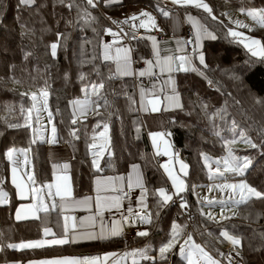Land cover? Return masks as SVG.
Listing matches in <instances>:
<instances>
[{
  "label": "trees",
  "instance_id": "trees-1",
  "mask_svg": "<svg viewBox=\"0 0 264 264\" xmlns=\"http://www.w3.org/2000/svg\"><path fill=\"white\" fill-rule=\"evenodd\" d=\"M204 2L213 9L211 15L191 4L169 2L172 5L170 9L197 18L200 26L212 34V39L201 43L198 50L205 55L207 67L201 65L198 54L193 53L192 63L199 71H183L176 75L175 88L182 107L172 114L167 127L171 133L168 137L171 149L177 150L178 157L187 165L185 190L178 195L185 198L188 211L192 214V221L187 226L173 204L161 206L159 195H153L161 187L168 191L169 186L151 156L136 109L133 79L113 75V65L104 62L100 53L102 34L108 28L105 19L119 16L126 5L141 3L157 11L158 19L165 27L167 22L160 13L159 0H119L107 5L105 0H97L95 8L88 6L86 0H34L29 6L21 5L19 0H0V189L8 198L7 203L0 204V247H3L0 264H24L29 260L66 255L74 257L95 250L115 251L123 244L120 237L93 244L68 243L37 249L5 247L22 241L48 239L43 234L45 227L52 228L55 237L61 234L56 209L48 213L39 212L36 219L14 218L22 201L18 199L9 175L13 163L5 155L9 148L29 149V162L37 185L46 184L51 179V162L48 161L45 141L39 133V121L33 116L31 126H24L27 109L32 105L29 94L42 89L49 93L48 111L52 113L51 123L56 128L55 144L66 145L72 154L68 173L75 196L88 189L95 174H124L132 163L139 165L147 189L146 213L151 214L152 222L139 226L149 234L131 239V248H147L148 255L157 259L141 260L137 257V264H168L170 256L171 264H185L177 252L178 247L169 254L167 261H161L157 253V247L166 242L172 233L173 224L180 226V241L191 234L194 241L216 259L223 258L218 253L226 254L233 250L230 241L220 235L227 231L242 242L237 249L242 264H264V196L251 197L240 205L233 204L230 218L214 222L207 214L221 210L224 205L212 204L209 208L214 209L207 211L205 204L196 202L191 187L203 181L243 180L264 193V103L256 102L264 100V57L253 56L228 34V29L233 28L229 21L231 14L237 12L241 17L252 20L240 9H263L264 0ZM85 8L95 19L83 15ZM212 15L218 19H212ZM239 29L264 45V27L255 24ZM58 33L62 34L60 46L53 57L50 45L57 41ZM140 44L134 41L132 46L145 52ZM82 74L84 80L80 78ZM100 82L104 84V88L99 90L100 97L89 95L91 85ZM86 86L87 91H84ZM86 96L103 105L98 109L99 115L95 110L83 119L74 117L69 103ZM105 99L106 105L103 104ZM91 105L94 106L93 103ZM73 119L77 121L75 124ZM105 123L109 128L111 155L104 156L100 169L95 171L90 160L89 144L96 139ZM241 131L261 147L253 149L239 140L237 137ZM234 138H237L236 143H226ZM229 147L235 157H248L252 161L251 166L242 176L231 172H226L224 176L207 175L204 156L209 158L208 161H214V157H225ZM14 160L18 158L14 157ZM230 205L225 204V207Z\"/></svg>",
  "mask_w": 264,
  "mask_h": 264
},
{
  "label": "snow or ice",
  "instance_id": "snow-or-ice-1",
  "mask_svg": "<svg viewBox=\"0 0 264 264\" xmlns=\"http://www.w3.org/2000/svg\"><path fill=\"white\" fill-rule=\"evenodd\" d=\"M33 0H20V4L28 5L32 3ZM114 0H105V3H112ZM173 4H182V5H194L197 8H202L206 12H208L210 15L213 13V9L204 2V0H172ZM86 4L92 8H95L97 5V0H86ZM71 7V5H69ZM240 11L242 13H245L250 16L253 20H257L260 26L264 27V9H245L241 8ZM162 15L167 17L169 15V12L163 11L161 9ZM83 15L89 19H95L91 16V12L88 10V8H85L83 10ZM147 18L146 20L143 18ZM190 19H192L190 17ZM212 19H218L215 15H212ZM139 21V24L137 25L135 22ZM131 22V23H130ZM113 24H124L129 25L135 29L137 27L148 29L149 27H155V18L151 16L150 13L147 11H141L138 15L134 14L130 17L125 18L123 21H112ZM236 25L239 27L248 28L249 26L247 24H244L242 21L236 20L234 21ZM193 24L196 27V35L195 39L188 40V41H178L177 43L180 45V51H184V46L187 44H195V47L192 49L193 53L198 54L199 63L203 65L204 67H207V64L205 62V55L203 53H198V49L200 47V42L202 39V36L207 35L211 36L212 34L205 31H201V27L198 26V22L193 20ZM107 33L113 36L121 37L124 36H130L131 39H137L134 32L128 33L121 28V30L117 33H113L112 29H107ZM228 34L232 37H244L243 32H238L234 30L233 28L228 29ZM62 34H57V41L53 42L50 45L51 49V55L55 57L57 55V48L60 46V38ZM214 38V37H213ZM152 41L153 49L155 51V54L157 56V60L155 62V65L153 64V61L149 60L147 61L149 65V69L147 71H140L139 76L143 77L146 74L152 75V67L159 66L161 72H169L172 71H199L195 66H193L192 63V57L188 55H182L179 57H172L167 56L164 57L163 60L159 59V49L157 48V41L155 36L148 37ZM245 39L248 40L247 43H245ZM241 43H245V47L248 48V50L252 53L253 56H259L264 57V45H261V42L255 38L250 37H244V39H241ZM103 59L105 61L107 60H114L116 63L115 73L113 75H132L131 72V49L127 47H116L113 52V45L105 43L103 45ZM176 64V67L174 68L173 65ZM201 75L203 73L201 72ZM81 80L85 79V76L81 75ZM166 83H172L174 85V81H172V78L169 77V80L166 81ZM87 87H85L84 91H87ZM92 94L95 97H100V91L104 88L103 82L92 84ZM161 92L163 89L160 90ZM173 94L172 95H164L163 99L161 98V95L159 93L152 94L151 99L145 100V92L143 89H141L140 96H141V108L144 111H152V112H159L162 110V105L164 106L163 110H167L169 107H175L180 108L182 105L180 104V99L178 93L175 92V88L172 89ZM24 95H28V93H25ZM48 91L46 89H42L37 92L31 93V99L34 101L32 106L27 109V115L25 117L26 123L24 126L30 127L31 126V120L33 116V112L36 114V120L37 122L40 119V113L42 111H48ZM42 100V103H36L37 101ZM131 99V98H129ZM257 103H264V100H257ZM73 106L81 105V115H84V109L87 107L89 103H93L95 109H97V115H99L98 109L103 106L100 102L97 101H90L88 97L86 96L83 101L81 100H73L71 102ZM103 104H107V100L105 99L103 101ZM207 107L206 105L204 106ZM24 111L23 109L21 110ZM48 119L49 122H51L52 119V113L51 111H48ZM77 121L76 119H73L72 123L75 124ZM235 125V122H233ZM104 132L101 133V136H106L108 131V125L107 123L103 124ZM139 128H137V132H139ZM52 132V138L48 140L47 142L49 144H55L56 137V128L53 125L51 128ZM219 135V133H216ZM73 135H75V132H73ZM149 136L152 138V142L154 147L156 148L155 155H165L169 156L170 158L173 156V153L171 152V145L169 143V140L167 137L171 136L170 132H150ZM239 140L250 146L251 148L255 149L258 147H261V145H258L257 143L253 142V140L246 136V134L241 131L238 133ZM237 138H234L231 141L226 142L227 144H234L237 142ZM33 143L35 141H32ZM161 145H163V148H161ZM91 148H99L100 151L104 150V145H97L93 143L90 145ZM21 152L24 155L23 164L25 166L28 165L29 161L27 158V152L29 149H22L17 150L15 148H9L6 152L7 159L9 161H12L13 167L11 169L12 171V183L15 185L16 189L18 190V195L21 199H27L29 195H31L33 203L27 204V205H20L19 208L16 209L15 218L17 220L21 219H27L30 216H35L36 218H39L37 216V213L44 212L48 213L50 210L56 209L58 206L61 209H64L66 207H70L76 204H85L87 205L90 201V197H86L83 201H77L72 198V190L71 186L69 184V177L68 176H57L55 183H47L40 186H37V180L36 175L34 171H27L25 173L27 177V182L24 180L22 176L18 177V161L14 160V155L17 152ZM94 159L92 161V164L95 168L99 169V153H93ZM178 156V154H176ZM203 155V154H202ZM205 164H208L209 158L205 155L204 156ZM171 160L169 162H165L164 164L160 165L164 169V171L167 173L168 177L172 181V187L175 189L176 195L182 193L185 190L184 181L181 180L174 172L173 168L170 167ZM216 163L219 165L221 161H216ZM223 167L224 171H221L220 167L215 168L213 171L210 164H208L209 171L213 173V175H219L224 176L225 172H231L236 175H243L245 171L251 166L252 161L248 157H244L242 160L240 158L235 157L232 154V149L229 147L228 149V157L224 158L223 161ZM54 168L58 167L56 165L53 166ZM69 168L68 164L63 165V169L66 171ZM133 172L129 175V182H128V188L131 190L132 188H141L142 193L140 197V202L142 205L146 207L144 204L145 201V194L147 193V189L144 187L142 176L139 172V165L133 164L132 165ZM180 172L184 175H187V165L184 164L182 161L180 162ZM134 175V179H133ZM113 178H108V181H101L97 180V191H100V185L102 183H111ZM118 180H123V177L116 178ZM215 188L223 189H231L233 193L237 189H239V198L237 199L235 195H230L228 197L227 201L220 200L216 201L215 198L209 199L208 197H204V202H206L209 206H211L214 203H220L221 205H224L226 203H231L234 205H240L243 203H246L248 199L251 197H262L264 196V193H261L257 191L255 188L251 187L247 184L246 181L241 180L238 184H224V185H215ZM48 189V191L45 193L44 189ZM55 189V191H52ZM213 188L210 187L209 191H212ZM159 195L161 198L159 203L161 206L164 204H167L169 201L172 200V195L167 194V190L164 187L158 188L155 190L153 195ZM7 194L3 192L2 189H0V204L7 203ZM56 198H59V205L56 203ZM121 199L122 197H111V198H101L99 195L96 197V206L97 209L103 208L105 205L109 206L110 208H116L119 210L121 207ZM181 207H187L186 202H182ZM130 213L133 212L131 208L128 209ZM102 215V213H100ZM203 214V212H202ZM134 215L137 217L140 223L143 224H150L151 221V214L147 215H141L139 212L134 213ZM211 217V213H208ZM214 218V217H212ZM224 219H228L230 217H222ZM69 219H71V224L68 223ZM89 224L88 226L91 227L92 224L95 223V217L90 216L87 218ZM64 225H63V233L58 238L53 239H37V240H29V241H22L20 243H12L7 244L5 247L8 248H19V249H37L42 248L45 246L50 245H64L68 244L70 242H75L78 238L79 239H97V238H106L104 231L102 230L99 237L93 233V232H77L78 228L85 227L84 220H81L79 224L76 221L75 217H64ZM123 222H130L128 220V217H124L123 221H115L113 223L112 228L109 230L111 235H119L121 234V223ZM134 223L135 221H131ZM180 226L173 224L172 233L170 238L161 244V246L158 249L159 253V259L161 261H167L169 254L179 247V254L187 261V264H222L221 260L213 258L212 255L209 254L208 251H206L201 245L195 243L193 240V237L191 234L187 235V238L181 241L179 240V237L181 235V231L179 230ZM71 233V235H70ZM44 237H48L49 235L55 237L56 234L52 232V229L49 227H45L43 229ZM138 236L144 237L147 236L149 233L147 230H142L136 233ZM221 237H224L228 241H230L231 245L233 246V251L225 254V253H218L219 256L224 257L228 264H235L236 257L239 256V251L237 250L239 246H241V240L238 237H234L232 235H229L227 231L221 232ZM3 250V247H0V251ZM120 256V259H126L128 257H132V264H137V257L141 260H155L157 257L148 255V249H134L130 252H125L123 254H117L114 252H106L102 255H93V256H76V257H59V258H52V259H45V260H39V261H30L29 264H107L109 258H115L117 256ZM113 264H119V261L113 260Z\"/></svg>",
  "mask_w": 264,
  "mask_h": 264
},
{
  "label": "crops",
  "instance_id": "crops-1",
  "mask_svg": "<svg viewBox=\"0 0 264 264\" xmlns=\"http://www.w3.org/2000/svg\"><path fill=\"white\" fill-rule=\"evenodd\" d=\"M20 1V0H19ZM34 1V0H33ZM118 3L119 0H114V2L112 3ZM160 3H158L161 7V9L163 11H167L169 12V15L167 17L164 18L166 19L165 22L166 26L164 27L162 23H160L158 17V12L155 10H151L146 6H134L131 7L130 5L126 6L127 9H125V11L122 13V15L120 17H126V16H132L134 14L138 15L141 11H147L148 13L151 14L152 17L155 18V27H149L148 29H144L142 28V30H144L145 34L143 33V36L135 41L138 43H141L140 48L142 47L143 49L145 48L146 51H138L135 48H133V43H124L122 41H119L118 39H111L108 35L106 34H102L103 35V41H102V45L100 46L101 49V58L103 59V45L105 43L108 44H112L113 45V52L115 50L116 47H127L129 49H131V59L132 60H137L142 64V68H137L134 69L132 66V62H131V72L133 73L132 75H117L119 76V78H128L131 77L134 81V87L133 89L135 90V97H136V109L138 112V117H140L141 123H142V129L145 131L146 134V138H147V143L150 146V151H151V156L152 158H159L162 157V160L158 163V168L160 165H162V163L164 164L167 159L170 160L169 156H165V155H155L156 153V148L153 145L152 142V138L149 136L150 132H168V125L172 120L173 117V113H175L179 108H175V107H169L167 110H163L164 106L162 105V110L159 112H152V111H144L140 104H141V96H140V92L141 89L144 90L145 92V100L147 99H151L152 98V94L154 93H159L161 95V98L163 99L164 95H172L173 94V87L175 88V80H176V75L177 73L183 72V71H172L171 73L165 71V72H161L159 66H154L152 67L151 71H152V75H148L146 74L145 76L141 77L139 76V72L140 71H147L149 69V65L147 63V61L151 60L153 61V64L155 65V62L157 60V56L155 54V51L153 49V44L152 41L150 39H148V37L150 36H155L156 37V41H157V48L159 49V59L163 60L164 57L167 56H172V57H179L182 55H187L185 47H184V51H180V45L177 43L178 41L184 42V38L181 36V29L184 25H186L187 27L190 28V32L192 33V40L194 41L195 39V35H196V27L193 24V20H195L196 22H198V26H200V22L198 21L197 18H194L192 16L189 15H185V14H180L178 12H176L175 10L170 9V5L169 2L172 3V0H159ZM31 4V3H30ZM107 4H111V3H105ZM23 5V4H21ZM23 6H29L28 5H23ZM172 8V7H171ZM161 13V10H160ZM162 14V13H161ZM190 17L192 19H190ZM243 18V17H241ZM143 19H147L146 17ZM238 19V18H236ZM235 19V20H236ZM253 22H255L256 25H260L258 23L257 20H253ZM201 27V26H200ZM158 31V33H161V38L157 37L155 34H151V33H146L147 31ZM201 31H205L204 28L201 27ZM207 31V30H206ZM210 33V31H207ZM209 39H212V35L211 36H207L204 35L202 36L201 42H200V47L201 48V43L205 42V41H209ZM192 49L195 47V44H191ZM198 49V50H199ZM193 54V52H192ZM189 55V56H192ZM104 60V59H103ZM104 62H108L111 63L114 67V71L116 68V63L114 60H107ZM173 67H176V64L173 65ZM169 77L172 78V81H174V85L172 83H166V81L169 80ZM144 78V80L142 82H140L142 79ZM163 89V91L161 92L160 90ZM175 92H177L176 88H175ZM85 98L80 99L81 101H83ZM88 99L91 101V99L88 97ZM180 99V98H179ZM32 100V99H31ZM79 100V99H76ZM32 106V105H31ZM70 106V111L72 113V115L76 118L79 119H83L85 117H88V115H90L93 111L97 110L94 108L93 105H91V103H89L87 105V107L84 109V115H81V105H77V106H73L72 103H69ZM35 114V112H33ZM43 113V111L40 113ZM36 116V114H35ZM47 119H48V114H46ZM49 120V119H48ZM39 124L41 126L38 125L39 128V133L42 134L41 139L43 138V140L45 141V148L47 151V157L49 158V162H51V179L49 180V182L47 183H55L56 182V177L57 176H68L69 177V184L71 186V190H72V198L74 200L77 201H83L86 197H90V201L87 205L85 204H76L70 207H66L64 209H61L59 206L56 208L57 212L59 213L58 217L60 220V224H61V234L63 233V225L65 223L64 221V217L67 216L69 218L71 217H75L77 223L79 224V222L81 220H84L85 223V227L83 228H78L77 232H93L95 233L98 237L101 233V231H104L105 237L106 238H97V239H77L75 242H70V244H80V243H85V244H93L95 242H102V241H107V239H120L121 234L119 235H111L110 234V229L113 226V223L115 221H123L124 217H128V220L130 222H123L121 223L120 227H121V233L124 229H128L129 227H134L136 225L140 226L143 223H140L139 220L137 219V217L134 215V213L139 212L141 215H147L146 213V207L144 205L141 204L140 202V197H141V193H142V189L141 188H132L131 190L128 188V182H129V175L133 172L132 170V165L136 164V163H132L131 165L128 166L127 170H125L124 174L120 173L118 175H113L110 173H104V174H99V175H94L91 178V183L90 186H88V189L84 192H82L81 194H79L78 196H75L73 194V188H72V179H71V175H69L68 172H70L71 170V158H72V154L71 151L69 149V147H67L66 145L62 144H49L47 141L50 140L52 138V132H51V128L47 126V128L41 123L40 119H39ZM53 126V125H52ZM109 129V128H108ZM104 132V128L102 130L99 131V133L97 134V137L95 140H93L90 144H89V154H90V160L93 161V159L95 158L93 153H99V164H101L102 162V158H104V156L111 155V151L110 148L108 146L109 143V132L107 131L106 136H101V133ZM168 139V137H167ZM93 143L97 144V145H104V150L100 151L99 148H91L90 145H92ZM161 148H163V145H161ZM175 152L178 154L177 150H173L171 149V152ZM27 158L28 161L30 160V153L27 152ZM15 159L18 158V177L22 176L24 178V180L27 182V177L25 175V173L27 171H32V166H31V162L28 163L27 166H25L22 162L24 160V155L22 153H16L14 155ZM165 157V158H164ZM64 164H68L69 168L65 171L63 169V165ZM56 165L58 167L54 168L53 166ZM93 165V164H92ZM13 167V164H12ZM11 167V169H12ZM93 168L95 169V171H98L99 169L95 168L93 166ZM10 169V177H11V182H12V171ZM163 171L164 169L161 168ZM140 167H139V172L142 176V181L144 184V178L142 175V172L140 171ZM165 172V171H164ZM166 173V172H165ZM118 177H123V180H118L116 178ZM108 178H113L111 183H102L100 185V191H97V180H101V181H108ZM134 175H133V179H134ZM236 180H229V181H222L220 183H227V184H231L234 183ZM218 182V181H215ZM46 183V184H47ZM211 183V182H210ZM13 186L15 187V185L13 184ZM38 186V185H37ZM16 193H17V197L19 200L22 201V203L20 205H27L30 203H33L34 201L32 200L31 195H29V197L27 199H21L18 195V190L16 189V187L14 188ZM48 191V189H44V192L46 193ZM52 191H55V189H53ZM97 195H99L101 198H111V197H122L121 199V207L119 208V210H117L116 208H110L109 206L105 205L103 208L101 209H97L96 206V197ZM7 201L8 198L6 197ZM220 199H217L216 201H219ZM227 201V200H224ZM56 203L57 205H59V198H56ZM170 203V202H169ZM144 204L146 205V201H144ZM198 204L202 205L205 204L206 206H209L206 202H198ZM216 204V203H214ZM229 204V203H226ZM20 205L17 207L19 208ZM233 204H231L229 207H225L224 206L221 208V210H216L215 212L221 211L224 213H227L228 216L231 214L232 210H230V207H232ZM131 208L133 210L132 213H130L128 211V209ZM207 210V209H206ZM102 213V215L100 214ZM16 214V211H15ZM39 213H37L38 215ZM93 216L95 217V223L91 225V227L88 226L89 222L87 220L88 217ZM15 218V215H14ZM28 219V218H27ZM29 219H36L35 216H30ZM23 220V219H21ZM131 221H135L134 223H132ZM69 224H71V219H69L68 221ZM50 228V227H49ZM52 229V228H51ZM52 232L54 233V231L52 230ZM71 235V233H70ZM59 236V237H60ZM48 239H53V238H58V237H53L51 235H49L47 237ZM183 241V238H182ZM197 243V242H195ZM198 244V243H197ZM200 245V244H199ZM52 246V245H50ZM205 249V248H204ZM134 250V249H133ZM206 250V249H205ZM107 252H114L117 254H123L125 253V251H121V253H118L116 250L115 251H107ZM178 252V251H177ZM103 253L106 252H101L98 250H95L94 252H90L87 254H82L79 257L82 256H93V255H102ZM68 256V255H66ZM65 257V256H62ZM71 257V256H69ZM76 257V256H74ZM182 257V256H181ZM52 258H59V257H52ZM51 258V259H52ZM183 258V257H182ZM138 261V258H136ZM39 260H45V259H39ZM39 260H33V261H39ZM113 260H117L119 261V264H132V257H128L126 259L121 260L120 256L118 255L115 258H109L107 264H113ZM185 264H186V260L183 258ZM30 260L25 262L24 264H29ZM12 264H18L16 262H11ZM10 263V264H11Z\"/></svg>",
  "mask_w": 264,
  "mask_h": 264
},
{
  "label": "rangeland",
  "instance_id": "rangeland-1",
  "mask_svg": "<svg viewBox=\"0 0 264 264\" xmlns=\"http://www.w3.org/2000/svg\"><path fill=\"white\" fill-rule=\"evenodd\" d=\"M140 6H142L143 4H139ZM139 5H130L131 7H134V6H139ZM126 6H128V5H126ZM126 6L122 9V11H121V13H120V15L118 16V14H117V16L116 17H120L121 15H122V13L125 11V9H127L126 8ZM144 6V5H143ZM147 7V6H146ZM264 9V8H263ZM236 18H238V19H236ZM239 20V21H242L244 24H247L249 27L248 28H250L251 26H253V25H255V23L251 20V19H247V18H241V16L239 15V13H235V14H231L230 15V18H229V21H230V23H231V25H232V27H233V29L234 30H236V31H238V32H243L242 30H240L239 29V26L238 25H236L235 23H234V21H236V20ZM244 27H241V29H243ZM244 29H247V28H244ZM244 33V32H243ZM181 36H182V32H181ZM183 37V36H182ZM244 37H249V36H247L245 33H244ZM244 37H234L236 40H238V42L240 43V44H242V47L244 48V49H246V50H248V48H246L245 47V43H247L248 42V40H246L245 39V43H241L240 41H241V39H244ZM250 38H255V37H253V36H251ZM256 39V38H255ZM258 40V39H257ZM249 51V50H248ZM249 53L250 54H252L250 51H249ZM256 57H259V56H256ZM176 84V83H175ZM33 92H37V91H32V93ZM37 93H39V92H37ZM88 94L89 95H92V89L90 88L89 89V92H88ZM29 96H30V98H31V93L29 94ZM32 102V104L34 103V101L33 100H31ZM36 103H42V100H39L38 99V101L36 102ZM46 114H48V111H43V113L41 114V116H40V121H41V123L47 128V126L48 127H52V123L51 122H49V120L47 119V116H46ZM33 116H35V114L33 113ZM32 116V117H33ZM173 153V156L170 158V160H171V163H170V167H172L173 168V170H174V172H175V174L181 179V180H183L184 181V174L183 173H181L180 172V162L182 161L184 164H185V162L180 158V157H178L176 154L177 153H175L174 151L172 152ZM28 155V154H27ZM29 156V155H28ZM228 157V154H226V156L225 157H214V161H208V164H210L211 165V167H212V169H213V171L215 170V168H217V167H220V169H221V171H224V167H223V163H222V161H223V159L224 158H227ZM165 158V157H164ZM241 160L243 159V158H240ZM170 160H168L167 159V161L166 162H169ZM216 161H221V163L218 165L217 163H216ZM163 164V163H162ZM208 164H207V167H206V169L208 170L207 171V175L209 174V176H211V175H213V173H211L210 171H209V167H208ZM162 167H160L159 166V171H161L162 172V174L164 175V178L166 179V183H167V185L169 186V190L167 191V194H169V195H172V200L171 201H169V202H172L173 201V199L175 198V196H178V195H176V194H174L175 193V189L172 187V181H171V179L168 177V175H167V173H165L162 169H161ZM226 173V172H225ZM241 180H236L235 182H236V184H238L239 182H240ZM185 182V181H184ZM228 183V182H227ZM227 183H220L219 181L218 182H205V181H203L201 184H199V183H195V184H193V186H191L192 187V191H193V197H194V199L196 200V202H204V197H208L209 199H212V198H215V200H217V199H220V200H228V197L230 196V195H235V197L238 199L239 198V189H237L236 191H235V193H233L232 192V190L231 189H223V190H221L220 188H215L214 186L215 185H224V184H227ZM230 184V183H229ZM231 184H234V183H231ZM185 185V184H184ZM210 187H212L213 188V190L212 191H209V188ZM181 194V193H180ZM160 198V197H159ZM161 199V198H160ZM219 200V201H220ZM168 202V203H169ZM167 203V204H168ZM206 209H207V211H210V210H212V209H214V208H209V206H206ZM206 211V212H207ZM208 213V212H207ZM209 213H211V217L208 215V217H210L211 219H213L214 220V222H217V221H223L224 220V218H222V217H229L228 216V214L227 213H224V212H221V211H218V212H215V211H210ZM212 217H214V218H212ZM170 236H171V234L169 235V238H170ZM168 238V239H169ZM187 237H184L183 238V240L184 239H186ZM167 239V240H168ZM194 240V239H193ZM183 241H181V243H182ZM162 243H164V242H162ZM161 245H159L158 247H157V250L159 249V247H160ZM17 250H21V249H19V248H16ZM157 253H158V251H157ZM178 253H179V247H178ZM218 260H221L222 261V264L224 263V260H225V258L223 257V258H219ZM12 264V263H11ZM168 264H171V261L168 263ZM186 264H187V261H186Z\"/></svg>",
  "mask_w": 264,
  "mask_h": 264
},
{
  "label": "built area",
  "instance_id": "built-area-1",
  "mask_svg": "<svg viewBox=\"0 0 264 264\" xmlns=\"http://www.w3.org/2000/svg\"><path fill=\"white\" fill-rule=\"evenodd\" d=\"M127 17H130V16H126V17H116L114 15H112L111 17H108L105 19V21H107V24H108V28H111L112 29V32L113 33H117L121 30V28H123V30L125 32H128V33H133L135 34V36L137 37V39H131L130 36H124L123 38L121 37H117V36H113V35H110L107 33L106 31V35H108L111 39H118L119 41H122L124 43H133L134 41L136 40H139L142 36H143V33L145 34L144 30H142V28H135L133 29L130 24L129 25H124V24H113L112 21L113 20H116V21H123L125 18ZM131 23V22H130ZM137 25L139 24V21H136L135 22ZM181 32H182V36L184 38V41H188V40H192V33L190 32V29L189 27H187L186 25H184L181 29ZM146 33H151V34H155L157 37L161 38V33H158V31H147ZM185 47V50H186V53L187 55H190L191 54V51H192V46L191 44H187L184 46ZM131 62H132V66L134 69H137V68H142V64L137 61V60H132L131 59ZM144 80V78L140 81L142 82ZM159 160H161V158H159ZM182 202H185V199L184 198H175L173 203L176 204V206L178 207V212H180V214L182 215V217L184 218L185 220V224L189 225V223L191 222V212L188 211L187 207H181V204ZM141 231V229L138 227V226H134V228H128V229H124L122 231V234H121V241L123 242V245L120 249V252L122 250H127L130 246H131V239L133 237H135L136 233ZM233 251V250H232ZM231 252V251H230ZM229 253V252H227ZM224 264H228L227 260L225 259L224 260ZM235 264H242V257L241 255L239 254L238 257H236L235 259Z\"/></svg>",
  "mask_w": 264,
  "mask_h": 264
}]
</instances>
